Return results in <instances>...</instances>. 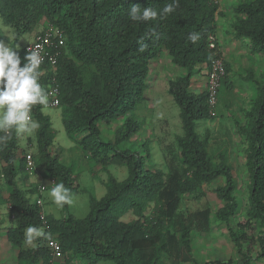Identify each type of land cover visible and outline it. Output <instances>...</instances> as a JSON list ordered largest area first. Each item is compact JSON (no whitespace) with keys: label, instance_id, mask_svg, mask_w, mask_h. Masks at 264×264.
<instances>
[{"label":"trees","instance_id":"obj_1","mask_svg":"<svg viewBox=\"0 0 264 264\" xmlns=\"http://www.w3.org/2000/svg\"><path fill=\"white\" fill-rule=\"evenodd\" d=\"M0 11L9 17L16 36L31 32L43 18L44 24L56 26L66 37V53L58 56L54 74L36 76L35 97L30 105L32 119L37 123L35 164L43 166L46 175L61 187V207L66 208L77 184L72 168L60 161V151L51 148L55 135L50 117L42 111L45 106L42 84L48 78L54 77L59 88L61 121L66 134L78 137L77 144L95 163L103 167L125 166L127 170L122 180L107 177L105 194L90 197L89 211L83 218L71 214L61 217L46 214L44 219L40 218L42 206L31 202L16 181L25 168L24 157L16 153V129L21 118L19 85L28 56L24 46L18 51L14 41L10 42L13 71L9 88L14 93L7 128L4 125L0 129V157L5 163L2 175L9 189L10 213L15 222L5 235L18 247V264H47L50 259L45 245L47 236L57 239L63 255L79 256L89 264L101 260H110L112 264H162L161 253H169L174 244L190 248L192 218L208 219L206 210L186 218L179 214L181 197L218 177L224 179V184L215 189L222 200L215 217L229 221L238 208L236 182L224 160L214 162L210 158L206 143L196 130L198 121L212 116L207 90H190L192 76L215 58H221L217 46L209 47L218 12L214 0H0ZM234 12L236 37L248 39L253 52H263L264 0H245ZM3 39L7 40L0 31V41ZM161 49L173 64L185 70L169 81L167 89L179 109L182 135L176 137V142L184 169L166 178L160 168L149 166L146 143L137 149L123 146L141 127L134 111L144 97L150 60ZM81 65L93 67L89 80H85ZM224 70L227 74L226 63ZM119 119L123 120L113 139L102 138L99 124ZM250 119V126L243 131L249 172L246 218L247 222L264 223V77L258 83ZM128 212L135 218L121 220ZM38 227L42 229L40 237L33 246L23 248L27 230ZM228 233L241 256L238 264H254L264 258L263 234L256 237L257 254L251 257L242 251L244 232L239 231L238 235L229 227ZM184 260L200 264L192 257ZM229 262L214 259L202 264Z\"/></svg>","mask_w":264,"mask_h":264},{"label":"rangeland","instance_id":"obj_2","mask_svg":"<svg viewBox=\"0 0 264 264\" xmlns=\"http://www.w3.org/2000/svg\"><path fill=\"white\" fill-rule=\"evenodd\" d=\"M214 1L218 5V12L215 15V42L221 59L227 64L229 70L227 74L225 73V81L223 79L220 81L216 102L212 107V116L198 121L196 130L200 138L205 141L210 158L214 162L224 160L230 166L236 182L235 195L238 200V208L228 222L216 219L215 212L222 205V200L218 197L215 189L224 184L222 177L201 183L195 192L182 196L178 204L179 214L186 218L192 213L206 210L208 219L204 221L198 216L192 220L191 217L188 218L191 220L190 248L186 249L179 244H174L169 253H161L162 264H190L188 261H183L184 257L187 259L192 257L200 264L214 259L221 261L229 259V264H238L241 256L229 237L228 228L231 227L238 235L239 231L244 232L242 251L251 257H255L257 254L256 237L264 235V223L259 220L247 222L246 218L249 172L246 165L247 140L243 133L251 124L250 111L258 95V83L264 77V51L253 52L250 41L243 37H236L233 30V23L237 17L234 9L245 0ZM44 21L42 18L31 32L16 36L9 17L0 11V31L8 40L0 41V80L10 78L13 71L10 63L9 43L14 41L15 48L18 51L21 50L45 25ZM201 69L192 76L190 90L193 92H201L206 89V75ZM81 70L85 80H89L94 72L93 67L85 65H81ZM184 72V68L171 62L170 56L164 49H161L157 56L150 60L144 97L134 111L136 118L141 122V127L128 142L123 144L124 147L137 149L141 143H146L145 151L148 153L146 160L149 166L160 168L164 178L174 171L181 172L184 169L179 159V148L176 142V137L182 135L179 109L167 90L169 81ZM9 90L14 93L12 89ZM10 92L0 96V126L5 125L4 123L7 122L11 112L13 95L11 97ZM43 112L52 121L55 142L58 144L55 148L60 151L61 161L66 162L67 166L72 168L76 177L75 183L78 185L77 191L70 196L66 208H62L59 203L62 196L61 187L56 186L40 166L33 172L34 176H38L35 181H30L32 175L27 173L24 168L17 177L19 187L24 195L34 202L35 196L32 193L38 184H43L47 190L42 197L43 201L45 200L42 207L46 211L50 210L55 217L71 214L75 218H83L89 211L90 197L100 198L105 194V182L109 175L118 180L125 178L126 167L114 164L103 167L94 163L91 158L81 152L73 136L66 134L59 107L44 106ZM122 120L119 119L108 124L100 123L102 138L113 139L115 130L120 126ZM21 121L23 122V120ZM34 128L35 121L33 119L23 122L21 128L18 129L17 139L19 147L30 149L32 153L36 150ZM2 167L3 162L0 160V174ZM4 181L0 178V187L2 186L0 189V213L2 212L3 219L6 222L8 220V223L6 227L0 228V242L5 241L2 236L6 229L15 224L7 209L6 196L2 194V192L6 193L3 186L5 185ZM134 218L135 216L128 212L121 217V220L130 221ZM41 234L42 229L39 227L28 229L23 248L33 246ZM0 247H3L1 243ZM0 256L6 257L4 261L7 264L16 262L15 252L5 251L4 247L0 248ZM263 260L264 258L258 264H263ZM71 263L89 264L79 256L72 254H64L57 260V264ZM95 264H112V261L101 260Z\"/></svg>","mask_w":264,"mask_h":264},{"label":"built area","instance_id":"obj_3","mask_svg":"<svg viewBox=\"0 0 264 264\" xmlns=\"http://www.w3.org/2000/svg\"><path fill=\"white\" fill-rule=\"evenodd\" d=\"M209 47L212 49L216 48L215 35L210 36ZM23 50L27 54L28 59L26 63V72L21 78L19 85V108L23 114L24 120L29 122L32 119L30 105L35 97L33 89L35 78L36 76H45L49 74V72H51L52 75L54 74L58 56L62 53H66V37L56 26L45 24L35 33L33 38L24 45ZM202 72L206 75L208 100L213 107L216 102L220 81L225 75L222 59L215 58L202 70ZM2 85L10 87V79H3ZM42 87V100L44 101V105L49 107H59V88L54 77L48 78L47 81L42 84ZM4 127L7 128V125L5 124ZM23 157L25 161V170L27 173L32 174L36 170L33 154L30 151H27L23 154ZM51 181L54 182L53 179H51ZM45 190L46 186L43 184H38L36 186L34 202L39 206H42L43 204L42 195ZM7 208L10 210V203H7ZM10 217L13 218V214L10 213ZM40 218L44 219L42 210L40 212ZM45 245L50 252V259L47 264H57V260L63 255L59 242L54 236H47L45 239Z\"/></svg>","mask_w":264,"mask_h":264},{"label":"crops","instance_id":"obj_4","mask_svg":"<svg viewBox=\"0 0 264 264\" xmlns=\"http://www.w3.org/2000/svg\"><path fill=\"white\" fill-rule=\"evenodd\" d=\"M4 79H6V78H4ZM3 80V79H2ZM2 80H0V96L1 95H5L6 93H8V92H10V90L9 89H11V88H9V87H5V86H3L2 85ZM12 95H13V93H11L10 92V96L12 97ZM13 102V101H12ZM11 106H12V104H11ZM59 110H60V116H61V109H60V107H59ZM42 111H43V108H42ZM11 113V112H10ZM44 113V112H43ZM19 115H20V120L18 121V125H17V129H16V131H17V134H18V129L19 128H21V124L23 123V122H26L25 120H24V117H23V114H22V112H21V110L19 109ZM10 117V114H9V116H8V118ZM8 118H7V120H8ZM21 120H23V122L21 121ZM50 121H51V119H50ZM6 123V122H5ZM4 123V124H5ZM4 125H1L0 126V129H1V127H3ZM51 126H52V121H51ZM36 127H37V123L35 122V130H36ZM52 129H53V126H52ZM35 130H34V136H35ZM53 131H54V129H53ZM54 135H55V133H54ZM73 138H74V140L77 142V139H78V137H76V136H73ZM57 143L55 142V136H54V140H53V145H52V149L54 150V149H56L55 147H57ZM79 146V145H78ZM21 148V149H20ZM24 148V147H23ZM80 148V147H79ZM80 150H81V148H80ZM27 151H30L31 153H32V151L30 150V149H22V147H19L18 146V140H17V147H16V153H17V156L18 157H22L23 156V154L25 153V152H27ZM63 151H64V149H63ZM81 152L83 153V154H85L82 150H81ZM36 153V150H35V152L34 153H32L33 155ZM86 155V154H85ZM60 153H59V159H60V161H61V158H60ZM2 161V160H1ZM3 162V165L5 164L4 163V161H2ZM62 162V161H61ZM63 164H65V165H67V163L66 162H62ZM95 163V162H94ZM108 166H111V165H108ZM107 166V167H108ZM37 167H39V166H36V170H37ZM40 167H43V166H40ZM44 169V168H43ZM32 176H30V181H35V180H37V178H38V176H34L33 175V173L31 174ZM41 176V175H40ZM43 177H44V175H42ZM47 176V175H46ZM48 178H49V176H47ZM0 178H2V179H4V177H3V175H2V172H1V174H0ZM107 180V179H106ZM118 180V179H117ZM17 181V186L19 187V182H18V180H16ZM5 182V181H4ZM105 182V181H104ZM103 182V183H104ZM5 185H3L4 187H5V190H6V193H3L2 192V194L4 195L5 194V196H6V201H7V203H9V201H8V196H9V189L7 188V186H6V183H4ZM78 186V185H77ZM4 187H3V189H4ZM0 189H2V186L0 187ZM35 190H36V187H35ZM47 190V189H46ZM45 190V191H46ZM45 193V192H44ZM44 193H43V195H44ZM35 194V191H34V193H32V195H34ZM32 195H30V196H32ZM43 195H42V197H43ZM46 197V196H45ZM43 200V199H42ZM45 201V200H44ZM44 201H42L43 203H44ZM8 209V208H7ZM5 212H6V210H5ZM4 212V213H5ZM42 212H43V214H51L52 215V213L50 212V210H45L43 207H42ZM9 213H10V210H9ZM8 216V215H7ZM54 216V215H53ZM6 218V220H7V217H5ZM9 218V217H8ZM7 223H8V220H7V222L5 221V219H3V217H2V212L0 213V228H2V227H6L7 226ZM3 239L5 240V241H1L0 243H1V245H3V247H4V250L5 251H9V252H11V251H13V252H15V259H16V262H15V264H18V260H17V254H18V247L17 246H15V245H13L11 242H9L7 239H6V235L5 234H3ZM14 246V247H13ZM3 247H0V248H3ZM15 248V249H14ZM4 258H6V257H4V256H0V264H7V263H5L6 261H4L5 259ZM263 259V258H262ZM4 261V262H3ZM71 262H72V260H71ZM258 263H260V261H258V262H255L254 264H258ZM72 264V263H71ZM263 264H264V260H263Z\"/></svg>","mask_w":264,"mask_h":264}]
</instances>
